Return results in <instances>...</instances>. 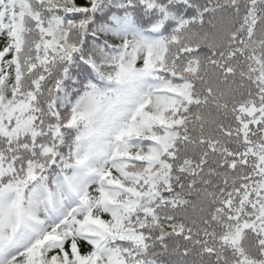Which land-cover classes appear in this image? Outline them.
Masks as SVG:
<instances>
[{
    "label": "snow or ice",
    "instance_id": "1",
    "mask_svg": "<svg viewBox=\"0 0 264 264\" xmlns=\"http://www.w3.org/2000/svg\"><path fill=\"white\" fill-rule=\"evenodd\" d=\"M0 264H264V0H0Z\"/></svg>",
    "mask_w": 264,
    "mask_h": 264
}]
</instances>
